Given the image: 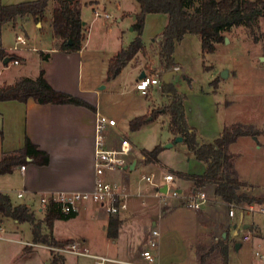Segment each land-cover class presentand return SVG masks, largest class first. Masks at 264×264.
<instances>
[{
	"label": "rangeland",
	"instance_id": "374dc122",
	"mask_svg": "<svg viewBox=\"0 0 264 264\" xmlns=\"http://www.w3.org/2000/svg\"><path fill=\"white\" fill-rule=\"evenodd\" d=\"M17 1L21 0H0L1 3ZM80 7L82 19L86 21L84 24V45L79 54L82 81L90 83L91 87L99 92L97 97L99 112L111 116L117 121L116 129L107 133L105 139H115L120 131L127 136L129 141L133 142L136 149L152 148L159 145L158 156L172 171H202L204 162L195 158L193 154L191 155L182 140L171 146H166L171 132L168 128V115L160 110L163 104L158 105L154 114H150L152 115L151 119L144 120L136 129L130 127V119L133 116H142L148 106L155 107L154 105L161 101V94L157 90L148 93V88V94H143L132 87L139 74L137 68H133L131 63H127L116 75L107 77L109 57L121 46H125L136 33L134 29H129L130 17L126 16L129 14L123 16L121 20H117L124 9L135 12L138 10L136 0H80ZM94 8L100 11V15H94ZM49 9L50 6L43 14L41 26H36L31 20L19 21L18 23L22 24L20 28L14 27L9 22L4 23L0 28L2 45L5 47L12 45L14 32L20 31L29 37L30 43H33L39 51L50 47L52 33L49 25ZM105 12L108 16L104 15ZM165 22L166 16L163 13L148 12L145 14L141 32L145 44L148 45L154 34L163 29ZM260 27L264 29V16L261 18ZM254 34L259 36L258 40L254 39ZM224 36L226 38L217 42L213 51L203 50L200 36L195 33H186L181 39L175 41L173 58L182 66V70L172 75V81L177 90L184 94L185 117L188 124L195 128L199 140L213 139L225 124L234 121L254 125L258 132L256 138H253V135H242L230 144V148L237 154L235 166L239 176L247 181V184L241 189L264 196V60L258 56V53L264 49V38H262L259 28L251 32L249 27L244 24L234 25L224 32ZM39 51H18V53L27 56V59L19 64L5 66L6 68L0 72V79L19 71L30 73L35 69L33 56H37ZM153 59V65H158L159 60L156 53ZM177 63L169 69L163 67L157 72L150 67L148 74H158L161 77L162 72L180 68ZM223 70L227 72L225 76L221 75ZM183 74L186 75V78ZM214 78H217V86L213 83ZM160 82H162L161 79ZM161 84L159 83V85ZM1 104L3 103L0 101V126H2L3 119ZM14 131L16 132L15 117L7 131L8 137L12 138ZM151 171L155 172V170ZM142 172L150 171L141 170L138 174L140 175ZM178 177L175 174L172 186H176ZM19 186L15 175L0 174V189L7 190L13 202L26 201L30 203L27 196L17 197L13 192V189ZM163 197L166 200L172 198L169 194L163 195ZM208 197L214 199L213 195H208ZM36 200L38 201L37 195ZM251 203L255 207L264 206V204L255 201ZM242 204L246 203L242 202ZM226 209L228 210V205ZM238 210L236 208L235 212ZM242 210L244 212L243 221L251 219L252 216L255 220L264 219V214H260L258 211H247L245 208ZM44 214L45 211L37 213L35 216L39 219ZM221 216L225 222L239 219V214L233 218L226 217L225 214H221ZM13 226V218L9 216L0 218V264H51L52 253L49 248L47 251L45 247L35 245L33 250L20 254L21 246L28 244L24 241L31 239L29 225L27 222L20 223L18 231H14L11 228ZM223 230L229 235L230 225H220L218 238L222 237ZM244 232L249 233L250 237L240 241L239 249H235L234 246L230 248L229 263L264 264V237L260 238L252 230L241 227L238 228L236 234L232 235L240 238ZM182 237V231L177 230L173 241L181 243ZM214 242V240L204 242L206 249L208 250V247ZM213 251H210L208 259L212 258ZM177 257L180 261L179 264L188 260L187 256L181 253L177 254ZM216 260L220 261V258ZM67 262L76 264L78 259L75 255L67 253Z\"/></svg>",
	"mask_w": 264,
	"mask_h": 264
},
{
	"label": "crops",
	"instance_id": "0c3cea01",
	"mask_svg": "<svg viewBox=\"0 0 264 264\" xmlns=\"http://www.w3.org/2000/svg\"><path fill=\"white\" fill-rule=\"evenodd\" d=\"M136 2L138 4V10L136 12H138L140 6L137 0ZM48 6H50L49 25L52 33V45L50 47H45L39 51L33 43H30L29 37L22 32L26 36L27 42L22 49L9 52V47L11 45L8 47L3 46L0 34V48L18 59L17 63L8 62L4 63L6 65H2L3 58H0V72L9 64H19L27 59V56L18 53V51H39V53L36 54L37 56H33L32 59L35 61V69L30 73H27V71H19L13 75L6 76L0 79V85L12 83L19 76L36 77L40 68H43L45 78L54 88L79 96L87 101L89 105L51 102L39 103L32 97L27 98L25 101L17 99L0 100L3 103L1 104V107L3 108L1 112L3 119L2 126H0V156L5 151L22 147L25 135H27L32 142L37 144L39 148L46 150L49 154V161L47 164L39 165L34 162H28L23 164L24 169L22 171L19 168V166L22 165L20 164L13 167L10 172H6L15 175L16 179L19 181L20 186L13 189L15 195L17 190L23 189V194L19 197L25 195L31 202H13L10 197L11 201L13 203L26 204L35 215L46 211V208L40 205L39 198L38 201L36 200V195L38 196V192L40 191L87 190L93 187L94 118L95 112L99 107L97 101L99 92L94 87H91L90 83L83 82L80 74L81 59L79 58V54L84 45V40L81 48L77 50L59 48L56 42L57 40L53 36L52 29L51 9L53 2L50 1L47 7ZM136 12L134 10L124 9L117 20H121L123 16L129 14L126 15L130 17L129 29L133 30L131 27L134 20L133 16ZM43 14L38 19H35L32 16H27L24 18L17 17L15 21L8 22L13 24L14 27L20 28L22 27V24L18 23L19 21L31 20L36 26H41ZM163 14L166 16L167 21V14ZM262 17L263 16L259 19V31L264 32V29H261L260 27ZM85 23L86 21L83 20V24ZM3 24L4 23L0 25V28ZM17 32L20 31L14 32V38ZM161 32L162 30L156 32L148 45L145 44L141 37L143 48L127 62L131 63L133 68L138 69L139 74L136 79L142 74V72L148 73L150 67L151 69H155L156 72L163 69L159 56L161 45L164 42V37ZM135 35L136 33L134 36ZM119 49H117V51ZM117 51H114L113 55H115ZM155 53L158 55L159 60V64L156 66L153 65V56ZM47 54L48 57L46 59L42 57ZM258 56L261 57V60H264V49L258 53ZM133 59L134 62H132ZM177 65L181 69L178 68V71L175 73L182 70V66L178 63ZM165 73L166 72L161 73V81H164L163 76ZM172 75L167 77L166 82L173 83ZM183 76L186 78L185 74H183ZM159 83L151 85L148 93L157 90L161 94V101H158V103L154 105L155 107L150 108L148 106L146 112L142 115L147 116V119H151L152 115L150 114H154L158 105L163 104L160 107V110L167 113L169 128V113L166 111L165 106L170 102L171 95H169L168 92H164ZM213 83L215 86L218 85L217 78L213 79ZM132 87L134 88V84ZM14 117L16 132L14 131L15 134L12 133L13 137L11 138L8 137L7 131H9ZM134 117L135 116L132 118ZM116 125L117 121H115V124L113 125H108L104 130V134L106 135L107 133H110V131L116 129ZM121 136L126 135H123V133L119 131L115 139L106 138L107 145H118ZM175 136L176 135L171 132L168 140L172 141ZM131 144V154L133 159L128 168L117 170L107 175V177L121 183L129 192L128 207L117 214H110L105 208L101 207L96 202L86 201L72 216L67 218H54L52 220L51 235L54 239H71V242H76L80 247H85L92 253L109 256L112 260L106 261V264H146L147 261L142 255V250L148 247L151 228L156 227L159 230V235L157 236V245L152 248L154 261L151 264H179L180 261H178L177 254L180 253L188 258L187 262L185 260L183 264H197L195 253L196 243L199 240H202L203 242L209 240L215 241L219 236L218 229L220 228V225H230L231 230H233H230L228 235V238L233 240L229 244L228 253L232 246H234L235 249H239L241 246L240 241L246 240L242 238V235L245 232L240 238H236L232 235L237 233L239 227L246 230H252L254 234L260 238L264 237L263 218L255 220L252 216L251 219L249 218V220L243 221L244 212L241 213L238 211L235 212L236 214H239L238 220L225 222L222 219L221 214H225L226 217L229 218L235 217L236 214L233 216L228 215L226 209L227 203L214 193V186L212 184L194 187L190 180L178 177L176 187L183 191L201 188L207 195H213L214 199L209 197L200 210H195L180 201L178 196H172V198L166 200L165 197L162 198L163 195L159 192V187L148 182H138V173L141 170H155L157 181H160L162 172L171 171L174 176L175 173L167 168V165L160 160L158 155L156 161H147L142 158V148H150L141 147L136 149L133 142H131ZM189 153L192 155L190 150ZM203 162L204 169L200 172L194 173H202L205 170L206 162ZM0 191L9 195L8 191L5 189H0ZM258 213L263 214L261 212ZM4 216L5 215L0 214L1 219ZM43 217L39 219L42 220ZM13 221L14 226L11 228L14 231H18L19 224L22 222L15 219H13ZM27 223L29 225L31 239L25 240L24 243L28 242V244L30 243L32 245V249L30 250H33L36 246H40L42 248L45 247V249L49 248L52 255L54 253L59 254L58 251L47 246L51 244L33 242L31 224L29 222ZM41 224L42 230L48 232L49 229L45 224V221H42ZM244 224H248V227L244 228ZM108 229L113 233L109 234ZM177 230L182 231L183 240L181 243H175L173 241V236L176 234ZM224 232V230L221 232L222 237L226 236H223ZM226 233L227 232H225V234ZM236 242H238L237 246ZM24 246H21L20 254L30 251L25 250ZM49 249H47V251H49ZM67 253L76 256L78 259L76 264H94L93 259L90 256L78 255L71 252L62 253L64 255L63 264H68ZM51 264L53 263L51 262ZM213 264H221V262L216 260Z\"/></svg>",
	"mask_w": 264,
	"mask_h": 264
},
{
	"label": "trees",
	"instance_id": "16d2710c",
	"mask_svg": "<svg viewBox=\"0 0 264 264\" xmlns=\"http://www.w3.org/2000/svg\"><path fill=\"white\" fill-rule=\"evenodd\" d=\"M52 1L51 9L53 36L61 49H80L85 38V27L81 17L80 0H21L11 3H0V25L15 21L17 17L32 16L38 19ZM140 10L134 13L132 28L136 31L134 38L121 47L115 55L108 59L107 77L116 75L120 69L143 48L141 32L144 16L148 12L167 14V21L162 29L164 42L159 56L164 68L175 66L173 50L175 41L185 33H195L200 36L202 49L213 51L216 43L224 39V32L232 26L244 24L251 32L259 28V19L264 16V0H137ZM264 37V32H262ZM259 36L254 34V39ZM12 54L0 48V58ZM47 58V55H43ZM162 90L171 95L170 102L165 106L169 113V129L175 135H181L182 141L197 159L206 162L202 173L173 170L174 173L192 182L198 187L206 184L214 186V193L227 203L264 204V196L249 193L241 189L247 181L239 176L235 167L237 154L231 150L230 144L241 135H256L257 129L251 123L234 121L225 124L220 133L211 140H199L196 130L189 125L184 112V94L179 92L171 82L162 81ZM32 97L39 103H74L89 105L79 96L54 88L45 78L43 68L36 77L19 76L12 83L0 85V100L17 99L25 101ZM147 116H135L130 120L132 129L138 128ZM159 145L150 149L142 148V154L147 161H156ZM49 154L41 149L25 135L23 146L5 151L0 156V174L10 172L16 165L34 162L39 165L47 164ZM0 214L9 216L17 221L31 224L32 241L51 245L64 246L71 239L56 240L51 235V225L54 218H67L74 212H61L54 202L46 208L43 219H38L34 212L24 203H13L10 196L0 191ZM42 221L48 227V232L42 230ZM108 233H113L108 229ZM233 240L228 235L217 238L206 249V244L198 241L195 245L197 264H211L220 258L221 264L228 263L229 244ZM25 250L32 249L31 244L24 246ZM214 250L212 258L208 259L210 251ZM53 264H63L62 253L53 254Z\"/></svg>",
	"mask_w": 264,
	"mask_h": 264
},
{
	"label": "built area",
	"instance_id": "2783aa9c",
	"mask_svg": "<svg viewBox=\"0 0 264 264\" xmlns=\"http://www.w3.org/2000/svg\"><path fill=\"white\" fill-rule=\"evenodd\" d=\"M94 15H100V11L94 9ZM105 16L108 14L105 12ZM27 42L26 36L22 32L15 34L14 42L9 47L10 51L22 49ZM10 63H17L18 59L12 57L9 59ZM178 69V67L176 68ZM160 82L158 74L145 73L138 77L134 82V88L143 94H147L148 88ZM115 124V119L107 116L99 110L95 112L94 118V150H93V169H94V183L91 189L87 190H48L38 192L39 203L42 207L47 208L50 202L56 203L59 210L64 213L75 212L86 201H93L105 208L110 214H117L128 207L129 192L118 181L107 177L109 173L117 170L128 168L132 162V144L126 136H121L116 146H108L105 139L104 130L108 125ZM144 158V155H141ZM20 170L24 169V165L19 166ZM175 176L172 172L165 171L161 174L160 181L156 180V173L154 171L142 172L138 176V182H148L152 185L160 187L166 185L165 191L159 192L163 195L169 194L171 196H178L180 201L194 208L200 210L203 204L209 199L206 192L201 188H195L189 191L172 186ZM23 189L17 190L16 195L22 196ZM243 213L242 208L247 211H258L264 214V206L255 207L252 203L242 204L229 203L228 215L233 216L235 210ZM150 237L148 239V247L142 250V255L146 259V264H151L154 261V254L152 248L157 245V236L159 230L156 227L151 228ZM249 233L242 235L243 239H248ZM59 253L71 252L78 255H87L93 259L94 264H106V261L112 260L109 256L92 253L85 247H80L76 242H70L64 246L47 245Z\"/></svg>",
	"mask_w": 264,
	"mask_h": 264
},
{
	"label": "water",
	"instance_id": "95a60500",
	"mask_svg": "<svg viewBox=\"0 0 264 264\" xmlns=\"http://www.w3.org/2000/svg\"><path fill=\"white\" fill-rule=\"evenodd\" d=\"M133 18H134V16H133ZM131 28H132V27H131ZM224 37L226 38V36H224ZM9 59H10V56H8V55L5 56V57L3 58V63H8ZM176 71H178V70H177V69H174V70H170V71L166 72V73L164 74V76H163V80L166 81V80H167V77L170 76V75H172V74H174ZM226 73H227L226 70H223L222 73H221V75H222V76H225ZM144 74H145V73L142 72V74H141L139 77L143 76ZM253 138H256V135H253ZM181 140H182V136H181V135H176V136L173 138L172 141H169V142L166 143V146H171L174 142L181 141ZM165 189H166V185H165V184L159 187V190H160V191H165ZM243 227H244V228L248 227V224H244ZM224 235H225V232L223 233V236H224ZM237 245H238V242H236V246H237Z\"/></svg>",
	"mask_w": 264,
	"mask_h": 264
}]
</instances>
